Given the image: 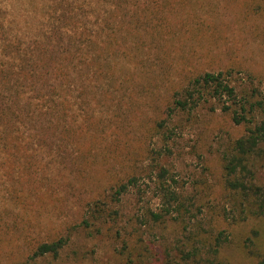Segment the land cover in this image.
<instances>
[{
    "label": "rangeland",
    "instance_id": "374dc122",
    "mask_svg": "<svg viewBox=\"0 0 264 264\" xmlns=\"http://www.w3.org/2000/svg\"><path fill=\"white\" fill-rule=\"evenodd\" d=\"M46 1L2 0L0 5L29 27L35 19L44 21L33 7ZM109 11L104 25L95 15L90 19L89 92L72 102L78 120L70 155L33 150L30 160L26 152L24 171L14 173L22 177L20 183L0 167V264H125L117 230L128 237L134 233L142 247L148 246L152 264H166L160 254L185 240V224L194 240L210 227L229 235L220 264H256L264 253V218L234 221L237 201L224 188L222 169L223 149L245 128L221 110H210V104L176 114L169 139L157 133L155 121L171 103L176 83L189 73L232 70L241 87L264 93V0H182L179 7ZM72 95L79 97L77 90ZM155 164L165 166L175 185L202 208L193 210L191 221L145 225L136 219L147 210L160 211ZM134 174L140 177L138 188L114 204L120 213L117 225L101 233L82 227L88 204L109 201L111 188ZM255 177L264 186V151ZM11 189L24 195L19 206L9 196ZM60 235L70 241L59 257L29 258L36 243Z\"/></svg>",
    "mask_w": 264,
    "mask_h": 264
},
{
    "label": "trees",
    "instance_id": "16d2710c",
    "mask_svg": "<svg viewBox=\"0 0 264 264\" xmlns=\"http://www.w3.org/2000/svg\"><path fill=\"white\" fill-rule=\"evenodd\" d=\"M47 1L44 2L46 5L33 7L36 16H43L44 21L35 19L29 27L23 26L19 15L13 16L0 5V167L8 169L7 176L19 183L22 177L15 178L14 173L24 171L22 161L26 152L33 160L34 156L29 155L33 150L48 149L69 154L74 149L70 147V138L78 119L74 107L77 103L72 102H76V98H86L89 92L86 53L91 39V31H88L91 16L95 15L96 22L104 25L107 22L104 14L109 8L108 14H115L119 7H179L182 0ZM115 46L118 48V43ZM74 90L79 97L72 95ZM170 99L162 117L155 121V130L164 139L171 138L169 123L174 122L176 114L192 113L208 104L210 110H221L231 116L235 125L245 128L241 137L223 149L224 188L230 198L237 201L234 203V221L245 220L250 215L264 218V186L257 184L255 177L257 159L264 151V93L256 87H241L236 83L233 71L225 70L189 73L176 83ZM76 150L82 153L81 148ZM153 166L158 169L155 179L161 208L159 212L147 210L136 217L138 222L147 225L174 221L181 225L192 220L189 215L195 208L202 212L195 198L175 185L176 179L170 177L165 166ZM154 167L149 166V169ZM139 181L136 174L121 179L111 188L109 201L88 204V218L83 219L81 226L85 229L94 227L93 231L97 233H101L102 228L112 229L120 216L114 204L130 190H136ZM9 196L15 205L23 202L24 195L17 189H11ZM189 227L183 225L185 240L178 241L173 251L161 253V260L164 256L166 264H220L221 250L229 242V235L224 230L215 234L210 227L197 233L194 240ZM116 233V238L122 241L119 254L125 264H152V251L148 259V246L142 247L134 233H128L131 237L126 236L127 233L122 235L120 230ZM69 241L70 237L60 235L38 242L31 248L29 258H57ZM247 248L249 253H254L252 247ZM256 264H264V253L258 254Z\"/></svg>",
    "mask_w": 264,
    "mask_h": 264
}]
</instances>
